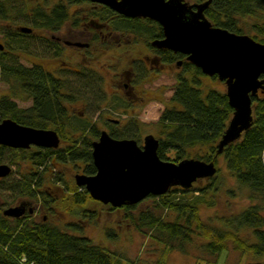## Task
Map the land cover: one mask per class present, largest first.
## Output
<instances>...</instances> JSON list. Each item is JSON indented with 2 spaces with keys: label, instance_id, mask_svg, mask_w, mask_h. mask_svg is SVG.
<instances>
[{
  "label": "trees",
  "instance_id": "obj_1",
  "mask_svg": "<svg viewBox=\"0 0 264 264\" xmlns=\"http://www.w3.org/2000/svg\"><path fill=\"white\" fill-rule=\"evenodd\" d=\"M28 1L0 0V20L14 23L16 17H25ZM32 10L40 11V7L35 5ZM204 14L213 25L244 34L239 24L242 20L248 32H253L251 37L264 42V0H211ZM37 17L40 21L48 22L47 17L41 15ZM6 35L12 36L10 32ZM12 45L8 43L11 49ZM178 57L180 53L172 54L168 61L171 62ZM11 59L14 58L6 51H0V81L7 83L10 89V96H0V121L11 118L20 124L43 126L47 122L46 118L53 116L55 112L61 117V121L65 120L61 103L48 94L50 90L40 68L33 67L30 70ZM204 75L191 63H184L182 71L177 73L171 94L173 105L165 108L158 120L157 154L161 159L174 162L184 158H197L207 162L214 161L215 164L217 156L222 155L232 177L239 185L248 188L249 198L258 199V202L249 204L231 217L220 218L221 227L203 221L199 214V204L204 194L217 189V170L211 177L198 179L196 181L198 186H195V183L189 189L173 186L165 194L147 196L152 197L156 206L165 211V216L170 214V217H165L161 213L157 215L149 213L142 214V218L134 219L133 216L130 217L128 211L135 208V204L120 208L110 206V209L125 210L139 231L165 243L169 249L182 250L183 245L190 243L193 236L197 235L205 239V248L211 254L218 256L223 250L231 247L242 255L256 258L247 264H264V217L261 214L264 209V90H259L257 96L251 97L252 125L237 141L226 145L221 153H217L216 143L224 132L233 109L228 104L224 90L209 88L203 94L201 86ZM211 77L216 78L215 75ZM21 96L34 97L33 105L29 108L19 107L12 98ZM111 134L118 137L114 132ZM66 151H69L68 156L64 154ZM54 152H58L55 157L57 163L82 160L86 164L87 173L95 172L90 144L55 151L41 147L35 151L13 149L0 145V163L10 155L8 159L10 164L16 162L15 159L19 157L24 160L31 159L33 165L29 171L20 172L15 180L4 182L0 179V189L8 190V193L14 196L13 199L42 200L51 204L49 202L54 199V194H51L48 185L68 186V183L58 175L47 177L44 175L48 167L45 161ZM43 166L45 167L40 170ZM40 188L47 190L41 191ZM77 189L78 186L74 184L69 190ZM174 192L181 195L176 196ZM188 192L197 194L188 197ZM60 197L63 198L61 205L68 213L75 215L80 213L83 218L92 217L88 215L83 205L86 207L91 202L101 204L93 200L84 189L78 192L76 197L68 196L67 193ZM10 203L6 201L0 203V264H113L107 248L93 243L85 236L63 231L47 221H35L29 214L19 218L4 216L3 206ZM74 207L78 211H75ZM66 226L71 230L81 229V226L73 223H67ZM243 227L251 230L252 241L242 238L239 234ZM156 264L166 263L160 260Z\"/></svg>",
  "mask_w": 264,
  "mask_h": 264
},
{
  "label": "flooded vegetation",
  "instance_id": "obj_2",
  "mask_svg": "<svg viewBox=\"0 0 264 264\" xmlns=\"http://www.w3.org/2000/svg\"><path fill=\"white\" fill-rule=\"evenodd\" d=\"M35 5L40 7V11L32 10ZM27 6L25 17H16L15 22L10 23L11 26L4 27L0 32V43L4 46L0 51H6L14 58L11 59L13 62L30 70L33 67L40 68L50 90L48 94L61 103L65 120L61 121L55 112L46 118L45 125L31 126L52 129L58 134L57 147L41 148L55 151L90 144L92 158V141L98 139L100 131L105 130L112 136V132L118 134L121 130H140V111L149 103L160 100L158 94L161 84L153 86L152 83L166 69L174 66L182 71L184 63H190L182 53L175 60L168 61L172 54L179 52L153 44V41L162 39L164 35L159 23L149 17L128 16L105 3L92 0H29ZM39 15L47 17L48 22L38 20ZM21 27H27L29 31H22ZM7 32L12 36H7ZM8 43L13 44L12 49ZM23 46L29 55L25 59L27 65L15 55ZM4 96H10V92ZM26 99L31 101V107L34 97L27 96ZM95 99L97 101L92 102ZM168 102L169 105H165L164 109L173 105L171 95ZM83 129L89 136L81 135ZM115 138L132 137L118 134ZM137 144L142 146L143 139L141 144ZM37 148L40 147L32 145L28 149L35 151ZM68 153L64 152L65 156ZM57 154L54 152L48 158L55 163ZM27 160L30 162L29 171L33 165L31 159ZM60 164L70 169V181L66 180L64 171L60 172V177L68 186L48 185L54 193L53 204L42 200H23L27 203L23 215L29 214L34 218L45 211L54 213L56 209H65L61 205V195L67 193L68 196L76 197L78 192L86 190L84 186L76 185L75 175H92L96 172L94 166L95 172L87 173L82 160H67ZM73 184L78 189L70 191ZM39 220L49 222L48 214H42Z\"/></svg>",
  "mask_w": 264,
  "mask_h": 264
},
{
  "label": "water",
  "instance_id": "obj_3",
  "mask_svg": "<svg viewBox=\"0 0 264 264\" xmlns=\"http://www.w3.org/2000/svg\"><path fill=\"white\" fill-rule=\"evenodd\" d=\"M105 3L128 16L149 17L159 23L164 37L153 41L186 55V59L207 76L215 75L225 85V94L233 112L216 143L217 153L237 141L252 125V96L264 90V42L248 34L215 26L204 10L211 0H92ZM22 31H29L21 27ZM0 43V49H3ZM180 61H178V64ZM59 137L52 129L23 125L11 118L0 121V145L10 148L57 147ZM158 139L153 134L143 137L139 146L133 138H115L100 131L92 141L95 174H76L75 182L84 186L90 197L112 207L134 205L149 195L165 194L171 187L189 189L195 181L216 172L214 161L184 158L178 162L161 159L157 154ZM11 171L0 163V178ZM27 203L2 210L7 217L19 218ZM31 208L29 209V212Z\"/></svg>",
  "mask_w": 264,
  "mask_h": 264
},
{
  "label": "rangeland",
  "instance_id": "obj_4",
  "mask_svg": "<svg viewBox=\"0 0 264 264\" xmlns=\"http://www.w3.org/2000/svg\"><path fill=\"white\" fill-rule=\"evenodd\" d=\"M192 1V0H191ZM240 27L243 29L244 34L251 36L252 31L248 32L246 24L244 21L239 23ZM10 25V22L5 20H0V32L4 27ZM26 42V39H24ZM19 49L15 52L17 58L20 61L27 65L25 59L29 58V55L24 49ZM179 68L166 69L165 72L159 74L156 80L152 83L153 86L161 84L160 94L158 97L160 100L158 102H151L145 106L140 111L139 118L141 122L140 130H121L117 132L120 134L131 135L138 143H142V139L146 134H153L155 137L158 136V120L159 116L164 109L165 105H169L168 100L172 93V89L175 81V74L179 72ZM209 88H217L225 91V85L222 81L211 76L204 75L202 76V86L203 94ZM10 92L9 85L0 81V96ZM19 107L26 108L30 106L31 101L24 97H14L12 98ZM97 101L92 100V102ZM85 134V129L81 131V135ZM193 152V150H190ZM10 155L6 156L2 163H8L11 166V173L2 178L5 181L15 180L19 177L20 172L28 170V165L30 162L28 160L20 159L17 157L16 162L10 164L8 159ZM46 170L44 175L49 176H61V171L66 174V180L70 181L72 176L70 175V169L65 167L60 163H54L49 158L45 161ZM52 163V164H49ZM217 167V189L208 191L201 198L202 202L200 205V218L203 221H206L214 226L221 227L222 217H231L232 215L240 212L244 207L249 204L258 202V199L249 198L248 188L245 186L239 185L235 178L232 177L230 172L226 167L224 157L218 155L216 159ZM45 166L40 167L42 170ZM39 170V169H38ZM69 174V175H68ZM68 175V177H67ZM7 181V182H8ZM195 186H198V183L195 181ZM193 183V184H194ZM74 185V184H73ZM8 190L0 189V203L1 202H11L8 205H4L3 209L8 206H13L18 204L22 199L12 198L14 197ZM176 196L181 195L179 192H174ZM173 193V194H174ZM51 194H54L51 192ZM192 194H197V192H188L187 196L191 197ZM51 200L49 203L53 204ZM88 215H92L91 218H83L80 215L70 214L64 208L56 209L53 211H45L39 213L31 219L38 221L41 218L42 214H48L49 223L57 225L61 230L74 233L76 235H81L89 238L93 243L99 244L110 252V261L111 263L118 262L119 264H156L160 260H164L166 264H247L251 261H255L256 258L250 255H242L240 252L228 247V250H223L220 255L216 256L211 254L205 248V239L200 236L194 235L193 240L190 243L183 245V249H169L167 245L161 241L148 236L147 234L139 231L135 224H133L130 219L131 216L138 219L142 218L143 215L153 213L157 215L165 216V211L161 210L156 206V202L152 197H146L141 200L139 203L135 204V208H132L128 211L130 217L126 215V211L123 209L111 210L109 205L89 203L84 208ZM167 214V213H166ZM261 214L264 217V209L261 211ZM168 214L165 217H170ZM67 223L77 224L81 226L80 230H71L70 227H67ZM143 229H146L143 227ZM239 234L242 238H245L249 241L253 240L251 230L249 228L243 227L240 229ZM264 262V260H263Z\"/></svg>",
  "mask_w": 264,
  "mask_h": 264
}]
</instances>
